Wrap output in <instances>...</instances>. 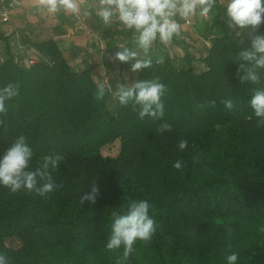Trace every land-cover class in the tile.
<instances>
[{
    "label": "trees",
    "instance_id": "16d2710c",
    "mask_svg": "<svg viewBox=\"0 0 264 264\" xmlns=\"http://www.w3.org/2000/svg\"><path fill=\"white\" fill-rule=\"evenodd\" d=\"M225 5L217 0L199 22L201 44L173 41L182 49L177 56L159 40L145 55L134 33L123 31L122 42L108 44L102 72L73 64L53 41L34 44L32 64L15 55L0 61V89L19 85L0 113V156L23 133L33 150L30 170L45 155L65 157L52 173L62 187L48 198L0 185V254L8 264H117L123 249L106 248L114 214L140 199L150 204L156 232L136 242L127 264H227L232 252L236 264H264V124L249 103L254 89H264V69L257 84L239 80L237 56L251 37L249 29L227 27ZM255 34L264 35V23ZM121 45L152 66L133 72L132 62L115 60ZM156 77L168 89L162 118L140 119L138 106L113 95L117 84ZM100 83L106 92L97 101ZM223 99L234 101L232 111ZM164 122L172 130L160 133ZM115 141L118 153L104 154ZM93 183L96 203L81 205Z\"/></svg>",
    "mask_w": 264,
    "mask_h": 264
},
{
    "label": "clouds",
    "instance_id": "9594fccd",
    "mask_svg": "<svg viewBox=\"0 0 264 264\" xmlns=\"http://www.w3.org/2000/svg\"><path fill=\"white\" fill-rule=\"evenodd\" d=\"M82 0H35L36 11L48 13H81ZM217 0H99V9L96 16L105 26L114 22L122 26L124 31L133 32L136 44L145 55L149 53L152 45L159 40L160 43L170 45L174 38L182 34V25L179 19H188L199 15L207 17L215 7ZM225 24L235 31L237 28L249 29L251 37L250 46L239 51L237 60L238 78L241 83L260 82L259 69H264V35L255 34L261 23H264V0H226ZM88 15L87 12L84 13ZM240 35L239 32L236 33ZM242 44V41H240ZM119 51L114 54V59L123 63L132 62L131 70L138 72L152 66L151 58H142L136 48L121 45ZM134 61V62H133ZM243 71V75L239 73ZM168 89L160 82L159 77L150 80H135L130 84H117L113 95L120 105L133 104V110L139 107V118L151 116L154 119L164 115V103L162 97ZM105 85H97L95 99L103 100L105 97ZM19 95V85L8 83L0 89V113L8 111L7 102ZM221 103L232 111L235 107L232 99H223ZM250 106L258 120V124H264V89H254ZM213 100L208 106L215 107ZM3 124V121H0ZM171 124L161 123L158 131L164 133L171 131ZM187 140H180L178 147L184 150ZM33 158V150L27 143V137L22 133L16 137L14 143L7 147L0 156V185L7 187L12 193L21 190L35 191L38 195L48 198V194L58 190L62 185L53 179L60 162L65 159L61 154L45 155L42 162L34 170H30V161ZM180 160L175 161L173 167L182 168ZM99 189L93 183L91 191L81 196V205L88 201L96 203ZM150 204L146 199L128 200L124 214H114L111 234L106 244L108 250L123 249L122 256L118 257L117 264H127L130 256L135 251L137 241L148 242L156 232V223L149 216ZM226 233L231 236L233 227L226 225ZM259 231L264 233V227ZM227 264H236L238 254L232 252L226 257ZM0 264H8L5 254H0Z\"/></svg>",
    "mask_w": 264,
    "mask_h": 264
},
{
    "label": "crops",
    "instance_id": "0c3cea01",
    "mask_svg": "<svg viewBox=\"0 0 264 264\" xmlns=\"http://www.w3.org/2000/svg\"><path fill=\"white\" fill-rule=\"evenodd\" d=\"M10 1L15 5L11 11V25L7 26L0 21V61L15 55L22 64L28 65L35 56L34 44L53 41L73 64L89 65L96 73L103 71V62L110 56L108 44L122 42V26L116 23L114 27H107L95 15L99 9V0H82L79 15L37 12L35 0ZM203 19L199 15L188 19L178 18L182 34L173 41H195L201 44L203 40L200 37L199 22ZM191 30L194 35H191ZM167 46L172 56L182 53L180 46L174 42ZM95 64L100 67L95 68Z\"/></svg>",
    "mask_w": 264,
    "mask_h": 264
},
{
    "label": "built area",
    "instance_id": "2783aa9c",
    "mask_svg": "<svg viewBox=\"0 0 264 264\" xmlns=\"http://www.w3.org/2000/svg\"><path fill=\"white\" fill-rule=\"evenodd\" d=\"M14 2L10 0H0V21L6 24L7 26L11 25V11L14 8ZM116 25V22L111 24L110 26L107 27H114ZM29 63H34V60L31 59Z\"/></svg>",
    "mask_w": 264,
    "mask_h": 264
},
{
    "label": "rangeland",
    "instance_id": "374dc122",
    "mask_svg": "<svg viewBox=\"0 0 264 264\" xmlns=\"http://www.w3.org/2000/svg\"><path fill=\"white\" fill-rule=\"evenodd\" d=\"M191 35H194V32L193 30L190 31ZM94 67H100V65L98 64H95ZM119 146H120V143L118 141H115L114 143L112 144H109L105 147H103L102 151L104 154H110V155H116L119 151Z\"/></svg>",
    "mask_w": 264,
    "mask_h": 264
}]
</instances>
